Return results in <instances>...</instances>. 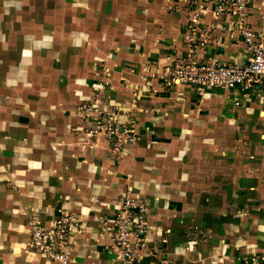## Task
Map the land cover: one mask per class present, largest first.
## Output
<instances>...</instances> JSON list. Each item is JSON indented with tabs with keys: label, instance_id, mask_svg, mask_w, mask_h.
<instances>
[{
	"label": "rangeland",
	"instance_id": "rangeland-1",
	"mask_svg": "<svg viewBox=\"0 0 264 264\" xmlns=\"http://www.w3.org/2000/svg\"><path fill=\"white\" fill-rule=\"evenodd\" d=\"M8 2L0 0V56L4 57L0 87L8 86L7 78L16 72L20 57L15 50L33 42L22 54L36 50L44 59L22 65L40 74L31 82L38 83L40 92L55 93L54 133L59 135L65 126L72 133L71 143L84 141L89 149L98 140L110 164L107 174L116 171L121 178L120 189L98 208L104 214L100 229L106 236L99 246L114 259L112 264H264L263 94L244 90L242 97L229 102L228 88L208 86L184 96L169 87L194 86L166 83L174 58L192 52L205 60L200 52L207 44H220L224 51L228 49L224 42H240L247 60L249 40L264 44V0H258L241 29L210 5L194 15L199 7L193 11L189 0ZM157 41L173 47L163 46L164 55L154 57L157 62L144 63L139 71L135 62L126 59L121 75L115 77L118 86L112 85L115 80L107 62H112L114 43H127L132 50V44ZM4 42H10L7 50L1 46ZM36 42H44L43 47L35 48ZM94 53L97 58L90 59ZM128 73L135 74L133 80ZM142 81L144 90L139 88ZM43 83L47 89H42ZM124 87L129 89L124 95L131 98L130 105L110 98ZM39 96L46 104L52 102L51 95ZM4 102L0 98V106ZM8 103L4 104L27 109ZM38 108L41 104L26 111L33 121L43 111ZM132 145L139 147V155ZM127 154L133 156L130 161ZM1 178L0 264H55L32 244L27 223L32 219L51 229L64 213L72 225L64 250L69 263L79 261L75 245L83 246L78 235L86 227L78 214L68 209L53 216L15 213V192L4 189L5 183L13 187L12 180L5 179V172Z\"/></svg>",
	"mask_w": 264,
	"mask_h": 264
},
{
	"label": "crops",
	"instance_id": "crops-1",
	"mask_svg": "<svg viewBox=\"0 0 264 264\" xmlns=\"http://www.w3.org/2000/svg\"><path fill=\"white\" fill-rule=\"evenodd\" d=\"M8 4H11V0H9ZM253 13L254 11L250 14ZM172 24L171 22V25ZM166 30L167 29H165V31ZM171 41H173V39ZM43 43L44 42H36L34 47H43ZM9 44L10 42H4V45L1 46L6 47L7 50ZM31 44H33V42ZM114 44L115 46L112 48H115V50L114 53H111L110 57L112 62H110V65L109 59L107 62L108 66L112 69V75L115 80L112 82V85L114 86H118L117 83L119 79L116 78H119L121 75L122 71L120 66L126 59V61L135 62L136 70L139 71V69H142L144 66V63L151 64L150 60H152V62H157L154 57H162L164 51L163 46L173 47L166 42L158 41L142 42V44L137 47L132 44V50L128 48L127 43L116 42ZM174 44L178 45V42L175 40ZM28 45L29 44L23 45L25 47H23V49L21 48V50L26 51ZM225 45L228 49L221 51L220 44L218 46L215 44H207L204 49L201 50L200 55H203L202 57H204L205 60H223L238 64H242L246 61L245 51L241 52L242 46L240 42H224L223 46ZM21 50H15L17 51V58H20L19 62L16 63L18 64L16 72L11 71L14 76L11 74V76L7 78L8 86L0 87V98L1 100H5L7 105L9 104L8 102H11L13 106H16V103H20L27 107L26 110L8 107L4 104L5 102L0 106V189L3 186L1 175L5 172V179L12 180L13 187L5 183L4 189L9 191L11 189L8 188H12L11 191H14L16 195V205H18V207L16 206L17 211L15 210V213H20L21 211L26 217L28 215L30 216V213L33 212H37L40 215L53 216L57 214L60 209L72 210L78 214L80 221L83 222V226L86 227L85 233L78 235V238L82 240L83 249L80 244L75 245L77 247V249H75L76 254L79 252L80 254L78 255L81 257L79 259L77 258L79 261L76 262L75 260L69 264H112L114 259H109L107 251L103 252L102 247L99 246V243H102L100 238L104 239L106 236H104L103 230L100 229V223L104 214L102 211H99L98 208H102L106 204V200H110V197L114 195L116 189H120L119 181L121 178L118 174H115L116 171L113 173L115 175L112 174L110 177L109 174H107L110 164L108 162V157H106L107 154L105 156V148L101 149V144L98 143V140L96 141V145H92V148L89 149L84 146V141L81 142L77 140L78 142H75L74 139L71 143L72 140L70 141L69 137L70 135L72 136V133L67 131L65 126L62 130L63 132L59 135L54 133L53 128L56 126V119L53 120L52 117L58 118V115L55 114L57 106L52 104L54 103L53 95L55 93L53 90H44L40 92L37 88L38 83L37 86L31 84L33 80L40 79V76H38L40 74L22 65L28 62H40L44 59V55H37L38 51L36 50H32L29 55H23ZM93 57L95 59L97 55H95V53L94 55L92 54L90 59H93ZM0 58L4 57L0 56ZM102 60L106 61V58H102ZM0 61L2 60L0 59ZM20 64L22 66L19 69ZM16 74H18L17 78L15 77ZM128 74L130 79L133 80L135 74ZM15 78L16 81L12 82ZM12 83H15L17 87H12L15 86ZM46 85L47 83L41 84L42 89H47L45 87ZM145 87V82H140L139 88L144 90ZM183 87L184 85L178 84L176 86L171 85L169 88H174L175 92L178 94L182 92L184 96H189V90L197 89V87L187 86L190 87L189 89ZM111 88H113V86H111ZM126 88H121L119 92L113 91L110 98L117 102L119 101V103L124 101L130 105L131 98L124 95L126 92L128 93L129 90ZM220 88L225 90L223 87ZM228 90L229 91L225 92H227L229 102H231L233 98L242 97L243 95L241 94L245 92L239 88ZM247 91L249 95L251 93H261L264 96V89L254 88ZM142 93L145 92H140V94ZM40 94L44 96L51 95L52 102L46 104V100L40 97ZM35 102L41 104V108H38V110L40 109L43 111L40 114H36L38 119L33 121V118L29 115L30 113L26 111L31 110L32 106L33 108L37 107L38 104H35ZM9 112L13 114L6 116ZM189 122L188 120H184L183 124L187 125ZM26 127L29 129H26ZM28 130L30 132H28ZM40 131H42V133L46 131L47 136H41ZM21 132H25L28 136H19ZM55 136H58L57 141L52 139L55 138ZM133 150L135 153L137 152L138 155L141 152L136 145H132V151ZM132 155H134V153H132ZM127 158L128 161H130L133 156L127 154ZM34 165H39V167H35ZM112 168L113 167H111V169ZM107 181L113 182L114 186H107ZM1 235L3 236L4 234ZM12 236L16 235L11 234V237ZM84 254H86V256L83 257ZM100 255H103V257H100Z\"/></svg>",
	"mask_w": 264,
	"mask_h": 264
},
{
	"label": "built area",
	"instance_id": "built-area-1",
	"mask_svg": "<svg viewBox=\"0 0 264 264\" xmlns=\"http://www.w3.org/2000/svg\"><path fill=\"white\" fill-rule=\"evenodd\" d=\"M193 11L199 9L198 15L205 6L210 5L213 12L229 20L236 29L247 25V18L258 3V0H189ZM194 13V12H193ZM249 57L238 64L230 61L202 60L192 52L174 58V66L167 72L166 83L184 82L197 88L220 86L223 88L250 90L264 89V44L249 40ZM71 217L65 213L54 221L51 229L40 226L38 221L28 220L31 242L46 254L55 264H69L64 250L65 241L72 234ZM141 226V225H139ZM122 236V234H121ZM118 241L119 237L116 235ZM121 238L119 239V241Z\"/></svg>",
	"mask_w": 264,
	"mask_h": 264
},
{
	"label": "snow or ice",
	"instance_id": "snow-or-ice-1",
	"mask_svg": "<svg viewBox=\"0 0 264 264\" xmlns=\"http://www.w3.org/2000/svg\"><path fill=\"white\" fill-rule=\"evenodd\" d=\"M35 167H39V165H34Z\"/></svg>",
	"mask_w": 264,
	"mask_h": 264
}]
</instances>
